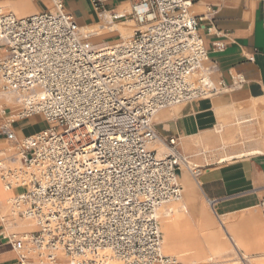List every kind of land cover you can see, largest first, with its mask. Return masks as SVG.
Returning a JSON list of instances; mask_svg holds the SVG:
<instances>
[{"label": "built area", "instance_id": "obj_1", "mask_svg": "<svg viewBox=\"0 0 264 264\" xmlns=\"http://www.w3.org/2000/svg\"><path fill=\"white\" fill-rule=\"evenodd\" d=\"M90 1L107 13L109 0ZM127 1L139 28L111 46L95 45L64 0L28 17L0 10V93L18 104L0 127L15 152H0V174L7 190L24 189L14 213L37 227L11 236L20 264L27 245L50 263L61 252L67 264H184L163 252L158 211L182 197L177 172L188 159L176 139L163 157L149 145L160 111L220 92L217 66L207 64L196 0ZM36 115L48 127L18 139L14 123ZM260 207L264 216V198Z\"/></svg>", "mask_w": 264, "mask_h": 264}, {"label": "crops", "instance_id": "obj_2", "mask_svg": "<svg viewBox=\"0 0 264 264\" xmlns=\"http://www.w3.org/2000/svg\"><path fill=\"white\" fill-rule=\"evenodd\" d=\"M64 1L80 27L101 22L102 15L90 0ZM127 2L109 0L104 9L120 13ZM33 4L36 13L28 16L52 8L50 0H33ZM192 11L209 53L207 64L217 66L212 78L220 92L162 110L155 129L166 143L176 139L178 151L193 163V168L187 170L194 181L191 189L198 195L196 202L201 205V197L210 206L227 237L224 242H229L235 251L236 256L230 259L264 264V216L260 207L264 198V0H196ZM118 39L123 40L121 34ZM217 42L226 45L224 51L213 47ZM5 56L6 50L0 45V62ZM237 77L244 82L237 83ZM16 100L6 104L0 96V127L7 115L18 109ZM45 128L47 122L40 115L17 120L13 125L19 139ZM5 142L8 143L0 135V152L6 157L9 154L4 149ZM23 192L21 187L7 190L0 174V264H20L11 236L28 234L24 227L27 221L13 215L11 200ZM184 216L181 213L176 220L187 222L192 232L179 244H192L198 237V225L193 217ZM204 250V254L188 253L180 258L188 264H201L208 255L207 247Z\"/></svg>", "mask_w": 264, "mask_h": 264}, {"label": "bare ground", "instance_id": "obj_3", "mask_svg": "<svg viewBox=\"0 0 264 264\" xmlns=\"http://www.w3.org/2000/svg\"><path fill=\"white\" fill-rule=\"evenodd\" d=\"M129 7L131 14L130 3ZM6 8H10L12 12H14L15 15L19 17L28 16L31 13H36L33 10V0H0V10L6 11ZM122 10L123 11H121L119 14H125V10L129 11L126 6L125 8L122 7ZM111 19V13H104L102 14L103 24L99 23L89 25L87 27H80L81 31L84 33H88L90 37L98 39L103 36L105 37V35H107L108 33L117 31L119 34H121L122 39H128L132 32H127L128 28L126 26V23L111 22ZM114 43H118V41L113 42L110 40V38H107V40L103 39L102 43H97L95 45L110 46ZM0 96L4 97V101L6 104L14 103L16 100L13 93H0ZM163 113L164 111H160L156 115V117L159 118ZM149 148L150 150H157L158 152H156L159 153V157L165 156L167 154V150L170 152L168 144L160 138L151 143L149 145ZM7 153L9 155L15 156V152L12 150V148H9L7 150ZM18 161V159H13L12 161H10L9 165L11 166L12 170L18 171L20 169L21 165ZM187 169H189V166H187V164H183V166H181L178 170V180L183 184L182 197L179 200L171 201L163 205L158 211V216L160 219L162 249L164 254H167L168 256H176L178 258L183 257L188 253L201 255L204 254V247H207L208 255L203 258L201 264H243L240 259L233 260L229 258L234 255L233 252L235 253V251L231 244L229 242H226L227 237L219 223L216 222L214 217L212 216L211 208L208 207V205L204 202L201 203V205L196 202V198L198 197L197 192L195 190V192H193V189H191L192 186L194 187V185L190 183L188 184V181L186 182L185 180L188 179ZM16 187L19 186L16 185L15 188ZM12 203H14V199L11 200V207L13 209L12 212L14 215L15 213ZM185 210L187 212H185ZM198 212H201L202 215H198ZM181 213L185 215L184 218H188L189 216L193 217L198 225V237L192 244H179L180 240H182L188 233L192 232L191 228L186 225L187 222L184 224L183 222H178L176 220L177 215ZM206 214L207 216H205ZM25 221H27L26 223H24L26 232L30 233L37 229L33 221L28 219H25ZM224 240L226 241L224 242ZM25 255L27 257L26 262L28 264H60L62 259H65V264H67V256L64 253H58L56 263H50L48 261L40 260L36 254V251L29 245L26 246ZM220 260H223V262H221Z\"/></svg>", "mask_w": 264, "mask_h": 264}, {"label": "rangeland", "instance_id": "obj_4", "mask_svg": "<svg viewBox=\"0 0 264 264\" xmlns=\"http://www.w3.org/2000/svg\"><path fill=\"white\" fill-rule=\"evenodd\" d=\"M32 1V0H31ZM41 2L40 1H37L36 2V4H40ZM125 6L129 9V11H127V10H125L126 11V13L125 14H127L128 16L126 17V18H124V19H122V20H119V21H116V22H125L126 23V26H127V28H128V30H127V32H132L131 34H130V36L129 37H131L132 35H133V33L139 28V26L135 23V21L133 20V17L132 16H129V14H130V7H129V3H125L122 7L123 8H125ZM124 10V9H123ZM6 11H9V12H12V10L10 9V8H6ZM14 13V12H13ZM15 14V13H14ZM97 15H99V14H97ZM90 16V15H89ZM100 17V16H99ZM102 17V16H101ZM101 22H99L100 24H103V20H102V18L101 19H99ZM92 38V42L94 43V44H97V43H102L103 42V39L104 40H107V38H110V40L112 41V40H114V38H115V40H117L118 38H119V33L117 32V31H115V32H113V33H108L107 35H105V37L103 36V37H100L99 39L98 38H94V37H91ZM106 38V39H105ZM109 40V39H108ZM119 40V42L118 43H120L122 40H120V39H118ZM117 40V41H118ZM115 44H117V43H114V44H112V45H115ZM111 46V45H110ZM157 118V117H156ZM156 118H155V120H156ZM43 119V118H42ZM48 127V126H47ZM41 128H44V127H40V129ZM9 148H12V150H13V144L12 145H10V144H8L7 142H5V147H4V149H9ZM157 151V150H156ZM158 152V151H157ZM168 150H167V154H168ZM158 155H159V153H158ZM181 166H183V165H181ZM187 166H189V168H193L192 166H193V163L191 162V161H189L188 160V164H187ZM9 168L10 169H12L11 168V166L9 165ZM187 176H188V179H189V181H191V183L192 184H194L193 182V178L191 177V175H190V173H188V170H187ZM179 183L181 184V186L183 185L180 181H179ZM199 200H200V202L202 201V203L204 202L205 204H207L203 199L201 200V197L200 198H198ZM208 205V204H207ZM208 207H210L209 205H208ZM211 214H212V212H211ZM212 216H213V214H212ZM214 217V216H213ZM215 219V218H214ZM216 221V220H215ZM217 222V221H216ZM233 256H236V254L233 252ZM167 255V254H166ZM169 256H172V255H169ZM172 257H176V256H172ZM176 258H178V257H176ZM229 258H231V257H229ZM179 260L181 259V258H178ZM182 260V259H181ZM180 260V261H181ZM221 262H223V260H220ZM182 262L184 263V264H188V263H186L184 260H182ZM60 264H65V259H62L61 260V263ZM195 264V263H194ZM221 264H225V263H221Z\"/></svg>", "mask_w": 264, "mask_h": 264}]
</instances>
